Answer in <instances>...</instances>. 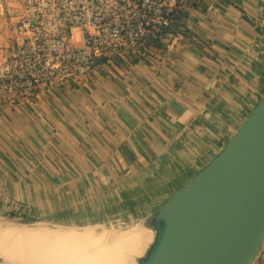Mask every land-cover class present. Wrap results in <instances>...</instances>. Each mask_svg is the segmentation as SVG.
Segmentation results:
<instances>
[{"label":"crops","instance_id":"0c3cea01","mask_svg":"<svg viewBox=\"0 0 264 264\" xmlns=\"http://www.w3.org/2000/svg\"><path fill=\"white\" fill-rule=\"evenodd\" d=\"M176 26L147 59L1 109L0 216L141 222L225 148L264 94V0H202ZM10 28L0 15V47Z\"/></svg>","mask_w":264,"mask_h":264},{"label":"built area","instance_id":"2783aa9c","mask_svg":"<svg viewBox=\"0 0 264 264\" xmlns=\"http://www.w3.org/2000/svg\"><path fill=\"white\" fill-rule=\"evenodd\" d=\"M201 1L0 0L11 25L0 47V111L33 106L43 89L86 86L101 60H143L153 45L171 46L180 14Z\"/></svg>","mask_w":264,"mask_h":264},{"label":"water","instance_id":"95a60500","mask_svg":"<svg viewBox=\"0 0 264 264\" xmlns=\"http://www.w3.org/2000/svg\"><path fill=\"white\" fill-rule=\"evenodd\" d=\"M66 227L0 216V228ZM132 264H255L264 247V94L225 148L139 224Z\"/></svg>","mask_w":264,"mask_h":264},{"label":"bare ground","instance_id":"6f19581e","mask_svg":"<svg viewBox=\"0 0 264 264\" xmlns=\"http://www.w3.org/2000/svg\"><path fill=\"white\" fill-rule=\"evenodd\" d=\"M94 226L0 228L3 264H132L150 240L141 225L135 231L106 233ZM102 227V226H101ZM99 229V228H98ZM117 234V236H116Z\"/></svg>","mask_w":264,"mask_h":264},{"label":"rangeland","instance_id":"374dc122","mask_svg":"<svg viewBox=\"0 0 264 264\" xmlns=\"http://www.w3.org/2000/svg\"><path fill=\"white\" fill-rule=\"evenodd\" d=\"M29 208L28 205L19 207L17 210H12L11 215L12 217H22V218H36L34 211H32ZM140 221H132V220H123V221H112V222H103L100 224H63V226L66 227H75V228H81L85 226H94L93 228H97V231L102 232V234L110 233V232H117V234L122 232H128V231H135L138 229V225L140 224ZM102 226V227H101ZM99 228V229H98ZM116 234V236H117ZM1 261V258H0ZM0 264H3L0 262Z\"/></svg>","mask_w":264,"mask_h":264}]
</instances>
